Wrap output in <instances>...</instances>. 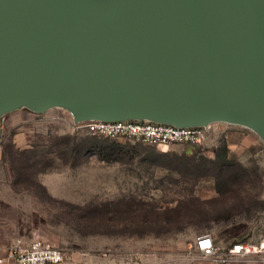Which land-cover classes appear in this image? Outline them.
I'll return each mask as SVG.
<instances>
[{
	"label": "rangeland",
	"instance_id": "obj_1",
	"mask_svg": "<svg viewBox=\"0 0 264 264\" xmlns=\"http://www.w3.org/2000/svg\"><path fill=\"white\" fill-rule=\"evenodd\" d=\"M0 126V243L45 240L61 264H200L197 236L264 230V139L249 126L148 145L91 134L61 105L18 106Z\"/></svg>",
	"mask_w": 264,
	"mask_h": 264
},
{
	"label": "water",
	"instance_id": "obj_2",
	"mask_svg": "<svg viewBox=\"0 0 264 264\" xmlns=\"http://www.w3.org/2000/svg\"><path fill=\"white\" fill-rule=\"evenodd\" d=\"M0 0V115L227 122L264 139V0Z\"/></svg>",
	"mask_w": 264,
	"mask_h": 264
},
{
	"label": "built area",
	"instance_id": "obj_3",
	"mask_svg": "<svg viewBox=\"0 0 264 264\" xmlns=\"http://www.w3.org/2000/svg\"><path fill=\"white\" fill-rule=\"evenodd\" d=\"M70 115L75 126L91 134L114 139L125 138L148 145H201L213 133L212 123L179 127L148 119L75 122L71 112ZM204 242H207V246H202ZM194 247L200 256L211 258L218 264L245 260L255 253L264 251V244L262 243L253 248L243 242H237L228 249L219 250L208 234L197 236ZM63 261V252L42 239H36L27 244L21 243V241L12 242L1 248L0 254V264H61Z\"/></svg>",
	"mask_w": 264,
	"mask_h": 264
},
{
	"label": "crops",
	"instance_id": "obj_4",
	"mask_svg": "<svg viewBox=\"0 0 264 264\" xmlns=\"http://www.w3.org/2000/svg\"><path fill=\"white\" fill-rule=\"evenodd\" d=\"M94 1H96L98 3H102V1H104V0H94ZM0 128H1V126H0ZM46 185H48V184L43 182V186L49 191V189ZM8 190L9 191H7V195L9 194L11 196L14 194L10 187ZM4 225L5 224L0 222V227L4 226ZM260 226L264 229L263 223L260 224ZM210 236L214 242L215 247L219 250L228 249L231 247L232 244L237 243V242H241V241L243 243L250 245L253 248L257 247L261 243L264 244V230L263 231H252L251 233H248L245 236H242L241 233H238V234L231 235L228 239H224L221 236H214V237L212 235H210ZM229 241H233V243L230 244ZM194 243H195V241H194ZM8 244L9 243H3V241L0 243V254H1V248L7 246ZM6 264H8V263H6ZM200 264H218V263H215L211 258H204L201 256V263ZM228 264H264V251H260L258 253H255V254L249 256L245 260H238V261L231 262Z\"/></svg>",
	"mask_w": 264,
	"mask_h": 264
},
{
	"label": "trees",
	"instance_id": "obj_5",
	"mask_svg": "<svg viewBox=\"0 0 264 264\" xmlns=\"http://www.w3.org/2000/svg\"><path fill=\"white\" fill-rule=\"evenodd\" d=\"M223 154H224L223 157H225V154H226L225 150H224V153H223ZM221 157H222V156H221ZM215 158H218V156H217V157L215 156ZM78 217H79L80 219H84V220H85L88 216H87V214H84V213H83V214L79 215Z\"/></svg>",
	"mask_w": 264,
	"mask_h": 264
},
{
	"label": "snow or ice",
	"instance_id": "obj_6",
	"mask_svg": "<svg viewBox=\"0 0 264 264\" xmlns=\"http://www.w3.org/2000/svg\"><path fill=\"white\" fill-rule=\"evenodd\" d=\"M202 246H207V242H204V244Z\"/></svg>",
	"mask_w": 264,
	"mask_h": 264
},
{
	"label": "bare ground",
	"instance_id": "obj_7",
	"mask_svg": "<svg viewBox=\"0 0 264 264\" xmlns=\"http://www.w3.org/2000/svg\"><path fill=\"white\" fill-rule=\"evenodd\" d=\"M69 113H70V111H69Z\"/></svg>",
	"mask_w": 264,
	"mask_h": 264
}]
</instances>
